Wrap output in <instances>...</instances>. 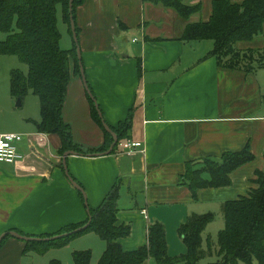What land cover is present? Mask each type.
<instances>
[{
  "label": "crops",
  "instance_id": "0c3cea01",
  "mask_svg": "<svg viewBox=\"0 0 264 264\" xmlns=\"http://www.w3.org/2000/svg\"><path fill=\"white\" fill-rule=\"evenodd\" d=\"M200 2L201 11L189 22L206 21L211 14L212 0ZM186 22L171 9L144 0H84L76 6L77 38L91 95L110 127L131 114L128 137L122 138L139 140L142 146L131 152L115 148L94 156L68 154L63 164L58 134L35 127L40 113L22 117L14 129L0 127V133L24 134L18 144L23 159L0 163V235L9 230L33 237L55 235L85 220L87 209H96L118 178L123 183L117 224L131 226L130 234L118 240L124 251L146 244L154 222L164 225L172 256L185 253L178 228L188 216L221 212L217 225L223 228L222 204L256 188L255 172L264 171V66L249 74L219 69L215 56H207L212 40L180 39ZM236 46L264 48V32ZM70 67L62 117L74 142L94 151L105 143L104 132L72 59ZM245 146L253 159L229 174L228 185L197 188L193 195L180 181L188 165L197 169L207 158L220 160L226 151ZM96 235L73 238L77 243L70 257L82 249H90L92 256L94 249L98 261L105 243L100 237L95 241ZM92 239L94 245L89 244ZM24 247L22 240L8 235L0 247V264L42 262ZM146 264L156 263L149 258Z\"/></svg>",
  "mask_w": 264,
  "mask_h": 264
},
{
  "label": "trees",
  "instance_id": "16d2710c",
  "mask_svg": "<svg viewBox=\"0 0 264 264\" xmlns=\"http://www.w3.org/2000/svg\"><path fill=\"white\" fill-rule=\"evenodd\" d=\"M83 1L73 0L74 23L76 6ZM144 1L169 8L176 17L187 21L180 33L183 41L212 40L213 49L207 56H215L219 69L249 74L264 66V48L242 50L236 46L237 42L250 41L264 32V0H212L211 14L207 20L192 22L188 21L191 15L201 11L200 0ZM58 7L72 37L69 0H0V34H4L0 39V55L15 56L28 68L27 72L20 68L10 71V94L17 100H23L29 93L38 97L40 118L35 121V127L42 133L58 134L62 142L59 153L63 154L66 150L78 155L104 152L113 139L101 123L91 97L92 115L104 132L105 143L100 148L90 152L82 150L72 139L71 126L62 117L71 75V59L76 74L80 73V67L74 41L69 49L60 47ZM78 29L76 24L77 33ZM118 124L111 128L119 142L122 137H128L132 125L131 114ZM115 148L116 144L111 152ZM252 159L247 146L240 151H226L220 160L207 158L197 169L188 165L180 181L188 186L193 195H196L197 188L226 186L231 182L229 174ZM255 176L256 188L250 189L247 195L222 204L224 226L217 232V247L214 250L209 237H205L206 244L203 246L202 232L215 216L208 212L192 214L179 226L178 234L186 246L182 255L168 254L165 228L160 222L149 224L146 244L124 251L118 240L130 234L131 226L127 223L117 224L119 190L123 183L119 178L99 206L88 209L85 220L69 224L54 234L80 228L91 216L87 228L53 240L24 241V250L44 254L49 249L63 247L69 240L84 233L93 232L105 241L97 264H145L149 258H153L156 264H264V171L256 170ZM7 237L0 241V247ZM214 253L218 256L214 262L201 263V259ZM71 257L72 264H91L90 249L73 251ZM49 264L62 263L53 259Z\"/></svg>",
  "mask_w": 264,
  "mask_h": 264
},
{
  "label": "rangeland",
  "instance_id": "374dc122",
  "mask_svg": "<svg viewBox=\"0 0 264 264\" xmlns=\"http://www.w3.org/2000/svg\"><path fill=\"white\" fill-rule=\"evenodd\" d=\"M58 13H57V24L58 28L61 34V41H60V47L66 49L73 46V38L71 37L67 25L63 23L61 18V9L58 7ZM4 37V34H0V39ZM15 68H20L24 72H27L28 68L27 66L20 62L15 56L11 55H0V127L7 128V129H14L17 127V125L20 122V119L22 117H30L34 116L36 113L39 112L38 107V98L33 96H24L23 97V104L17 106V99L13 98L10 94V84H9V77H10V71ZM221 214V212H219ZM219 213H216L214 216V219L212 223L210 224V228H207L203 232V234L206 233V237L210 238V241L212 243L211 248L214 250L217 247V232L219 229V226L217 225V222L221 220V215ZM202 234V235H203ZM92 235V234H91ZM95 237V241L100 240L99 236H92ZM77 238V237H76ZM71 239L68 241V244L64 245L60 248H53L46 251L44 254H39L38 258H40L39 264H49L48 259L49 257H54L53 259H58L61 261L62 264H72V257H70V252L73 250V246L76 245L77 241L73 242ZM93 239L89 240V244L94 245ZM102 241V240H101ZM102 241L101 244L103 245ZM205 246V245H204ZM96 251H98V247L95 248ZM98 253V252H97ZM97 253L93 249V260L92 263L96 264L97 262ZM218 256L214 253L212 256H207L203 259H201V263H207V262H214ZM152 261H154L153 258H151ZM50 262V261H49ZM146 264V263H145ZM183 264V263H179Z\"/></svg>",
  "mask_w": 264,
  "mask_h": 264
},
{
  "label": "water",
  "instance_id": "95a60500",
  "mask_svg": "<svg viewBox=\"0 0 264 264\" xmlns=\"http://www.w3.org/2000/svg\"><path fill=\"white\" fill-rule=\"evenodd\" d=\"M72 3H73V0H69V9H70V17H69L70 20H69V23H70L71 32H72V38H73V40H74L75 47H76V52H77V57H78V64H79V67H80V75H81L82 81L84 82V85H85V88H86V91H87L88 95H89V96L91 97V99H93V101H94V106H95V109H96L97 112H98V116L100 117L101 123L103 124L105 130L111 134L112 139H113L111 145L108 147V150H106V151H104V152H95V153L90 154V155H91V156H94V155H100L101 153H102V154H108V153H110V152L112 151L114 145L118 142V138H117L116 133H115V132L112 130V128L110 127V125L105 123V121H104V119H103V116H102V112H101V110H99L98 105H97V103H96V101H95L94 96L91 95V92H90V90H89V87H88L87 81H86V79H85V71H84V67H83V65H82V55H81V52H80V46H79V42H78V38H77L76 24L74 23L73 16H72V10H73V9H72ZM21 103H22V101H21V99L19 98V99L17 100L16 105L19 106V105H21ZM68 154H77V153L74 152V151H72V150H66V151L63 153V164H65V158H66V156H67ZM65 169H66V168H65ZM66 171H67V169H66ZM68 178H69L71 184H73L74 187H76L79 191H82V193H83V197H85V194H84V192H83L82 187H81V186L79 187L78 184H76V183L72 180V178H71L70 176H68ZM85 204H86V201H85ZM87 212H88V209H87ZM88 214H89V212H88ZM90 220H91V216H89L88 221H87L85 224H83L80 228L74 229V230H72V231H68L67 233H63V234H55V235H53V236H51V237H41V236L33 237V236L25 235V234L22 235V234L18 233V232L15 231V230H9V232H5V233H3L2 235H0V241H1L4 237H6L7 235L14 236V237H16V238L22 240L23 242H24V241H36V242H38V241H41V240H53V239H55V238H60V237H62V236H65V235H67V234H69V233L77 232V231H81L82 229L87 228V225L90 223Z\"/></svg>",
  "mask_w": 264,
  "mask_h": 264
},
{
  "label": "built area",
  "instance_id": "2783aa9c",
  "mask_svg": "<svg viewBox=\"0 0 264 264\" xmlns=\"http://www.w3.org/2000/svg\"><path fill=\"white\" fill-rule=\"evenodd\" d=\"M23 133L6 132L0 133V163L15 164L23 159L18 150V144L23 138ZM120 151H135L142 146L141 141L125 138L116 143Z\"/></svg>",
  "mask_w": 264,
  "mask_h": 264
}]
</instances>
